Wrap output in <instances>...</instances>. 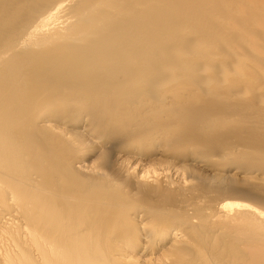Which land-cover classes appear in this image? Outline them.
Segmentation results:
<instances>
[{
  "label": "bare ground",
  "instance_id": "bare-ground-1",
  "mask_svg": "<svg viewBox=\"0 0 264 264\" xmlns=\"http://www.w3.org/2000/svg\"><path fill=\"white\" fill-rule=\"evenodd\" d=\"M0 264H264V0H0Z\"/></svg>",
  "mask_w": 264,
  "mask_h": 264
}]
</instances>
